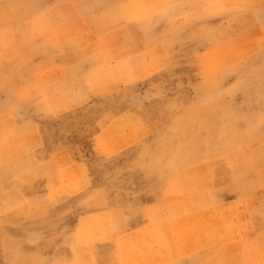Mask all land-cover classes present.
I'll use <instances>...</instances> for the list:
<instances>
[{
  "label": "rangeland",
  "instance_id": "obj_1",
  "mask_svg": "<svg viewBox=\"0 0 264 264\" xmlns=\"http://www.w3.org/2000/svg\"><path fill=\"white\" fill-rule=\"evenodd\" d=\"M0 264H264V0H0Z\"/></svg>",
  "mask_w": 264,
  "mask_h": 264
},
{
  "label": "crops",
  "instance_id": "obj_2",
  "mask_svg": "<svg viewBox=\"0 0 264 264\" xmlns=\"http://www.w3.org/2000/svg\"><path fill=\"white\" fill-rule=\"evenodd\" d=\"M11 235H12L13 237H15L17 234H13V233H12ZM18 235H19V237L21 236V234H18Z\"/></svg>",
  "mask_w": 264,
  "mask_h": 264
}]
</instances>
